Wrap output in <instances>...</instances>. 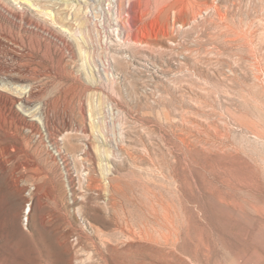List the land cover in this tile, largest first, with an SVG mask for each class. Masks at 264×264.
<instances>
[{"label": "rangeland", "instance_id": "rangeland-1", "mask_svg": "<svg viewBox=\"0 0 264 264\" xmlns=\"http://www.w3.org/2000/svg\"><path fill=\"white\" fill-rule=\"evenodd\" d=\"M0 264H264V0H0Z\"/></svg>", "mask_w": 264, "mask_h": 264}, {"label": "bare ground", "instance_id": "bare-ground-1", "mask_svg": "<svg viewBox=\"0 0 264 264\" xmlns=\"http://www.w3.org/2000/svg\"><path fill=\"white\" fill-rule=\"evenodd\" d=\"M245 177V176H244ZM244 182V181H243ZM28 209H26L25 210V217H24V226H28V223H29V221H30V215L32 214V212H33V209H32V207H31V205L29 204L28 205V207H27ZM26 230H29L28 228H26ZM27 238H29V237H31V235H25Z\"/></svg>", "mask_w": 264, "mask_h": 264}]
</instances>
